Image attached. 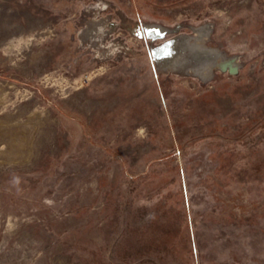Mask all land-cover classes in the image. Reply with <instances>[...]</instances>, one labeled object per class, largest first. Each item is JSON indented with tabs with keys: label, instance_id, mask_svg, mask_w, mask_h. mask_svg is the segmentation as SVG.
I'll return each instance as SVG.
<instances>
[{
	"label": "rangeland",
	"instance_id": "obj_1",
	"mask_svg": "<svg viewBox=\"0 0 264 264\" xmlns=\"http://www.w3.org/2000/svg\"><path fill=\"white\" fill-rule=\"evenodd\" d=\"M0 264H264V0H0Z\"/></svg>",
	"mask_w": 264,
	"mask_h": 264
},
{
	"label": "bare ground",
	"instance_id": "obj_2",
	"mask_svg": "<svg viewBox=\"0 0 264 264\" xmlns=\"http://www.w3.org/2000/svg\"><path fill=\"white\" fill-rule=\"evenodd\" d=\"M94 28H92V26H91L87 30V32L88 33L90 32V34H91V32L94 31ZM212 30H213V27L211 25L198 27L195 29V34L193 36L192 35L191 36H183V37L177 38V39L174 38L175 40L172 39L173 41H171L167 46H164L160 49L154 50L155 55L170 65H179V64L182 65L186 62H190V59L188 58V56L191 55L192 57L199 60V63L202 66L201 70L199 71L201 73H208V71L210 72L212 70L211 69L212 67H218L222 70H225V69L235 70V69H237L239 67V60L240 59H238L237 57L234 56L235 58L228 60L223 56V53L219 49L213 50V49H209L206 46V40H207L208 36L212 33ZM147 31L150 33L151 32L156 33L157 35H160V36H162L163 34L166 33L165 29H163L159 26H147ZM90 39H92V38H90ZM157 57H156V59H157ZM180 58H182V59L180 60ZM210 60H212V64H209ZM196 73H197V71H196ZM198 75H199V73H198Z\"/></svg>",
	"mask_w": 264,
	"mask_h": 264
}]
</instances>
